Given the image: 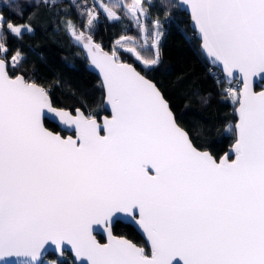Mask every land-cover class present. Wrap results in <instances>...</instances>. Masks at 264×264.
<instances>
[{"label":"snow or ice","instance_id":"obj_1","mask_svg":"<svg viewBox=\"0 0 264 264\" xmlns=\"http://www.w3.org/2000/svg\"><path fill=\"white\" fill-rule=\"evenodd\" d=\"M181 2L207 54L229 76H243L235 142L219 158L193 143L157 84L118 57L117 46L149 71L160 65L161 19L142 22L152 0H101L107 19L120 20L113 9H123L146 34L143 43L121 35L111 53L91 35L96 4L80 11L83 30L63 22L103 77L111 116L102 124L79 108L73 116L53 107L47 88L10 73L26 57L19 49L9 55L7 35L34 29L0 15V257L39 264L51 244L58 257L69 245L87 264H264V91L249 83L264 80V0ZM46 114L74 126L75 138L49 131ZM117 214L143 229L150 255L113 235ZM94 225L104 227L107 243L93 235Z\"/></svg>","mask_w":264,"mask_h":264},{"label":"trees","instance_id":"obj_2","mask_svg":"<svg viewBox=\"0 0 264 264\" xmlns=\"http://www.w3.org/2000/svg\"><path fill=\"white\" fill-rule=\"evenodd\" d=\"M86 0H56L54 6L44 5V0H0V13L15 25L29 23L34 31L24 32L21 38L7 35L9 55L19 49L26 57L20 67L9 69L10 73L23 74L25 78L44 86L54 106L73 111L81 109L100 116L103 108V89L98 77L87 70V60L81 48L65 30L64 21L71 19L83 30L87 16L80 11ZM131 2V0H126ZM161 2L165 7H161ZM109 6L115 0H105ZM147 4L148 2L145 1ZM79 4L81 8H76ZM151 15L144 18V24L152 27L151 21L161 19L164 35L160 40L161 62L153 70H147L135 56L116 48L121 61L133 64L143 75L161 89L177 122L189 132L193 143L201 150H208L217 158L235 142L234 124L238 96L228 95L226 83L215 68L202 56L200 41L190 28L188 15L182 11L176 0H152ZM99 19L91 30L94 42L111 53L115 41L121 35L139 36L140 29L135 20L123 15V9H113L121 19L109 20L96 7ZM165 10L170 13L164 18ZM45 126L57 131V126L47 120ZM113 234L123 236L134 243L149 248L138 232L129 224L116 221ZM103 242L101 235H96ZM45 258L52 264H76L68 251L62 257L49 252Z\"/></svg>","mask_w":264,"mask_h":264},{"label":"water","instance_id":"obj_3","mask_svg":"<svg viewBox=\"0 0 264 264\" xmlns=\"http://www.w3.org/2000/svg\"><path fill=\"white\" fill-rule=\"evenodd\" d=\"M180 9L182 11H184L188 17H189V20H190V28L191 30L194 32L195 34V37L200 41V45H199V49H200V52L202 54V56L204 57L205 61L212 67L214 68H217L221 74H222V78L223 80L225 81V83L227 84H231L233 83L234 81H239L240 82V89L238 90V93H237V96H239L240 94V90L244 87V83H243V76L242 74H240L238 72V70H233L234 72V75L233 76H229L223 69V65L222 63L220 62H217L213 57H210L207 52L202 48V40L200 38V34L198 32V30L196 29L195 27V24L194 22L192 21L191 19V12H190V8L187 4L185 3H182L181 0H176ZM76 42V41H75ZM96 43V42H95ZM76 44L81 48V50L83 51V54L87 60V64H86V68L87 70H89L90 72L94 73L99 81H100V84H101V87L103 89V108L104 110L109 114L108 116L107 115H101L99 117V119H97V122L102 124L103 123V120H104V117H110L111 116V107L110 105L107 104L106 102V90L103 86V77L99 71L98 68L95 67V65H93L91 63V59H90V55L88 53V50L85 49L83 47V45L81 43H78L76 42ZM106 52V51H105ZM109 53V52H108ZM124 63H129V62H125V61H122ZM131 64V63H129ZM133 65V64H132ZM133 67H135L133 65ZM136 68V67H135ZM137 69V68H136ZM138 70V69H137ZM139 71V70H138ZM142 74V73H141ZM250 86L252 87V89L254 91H264V80H261L259 78H255L253 80H250ZM259 88V89H256V88ZM51 100V99H50ZM53 105V104H52ZM53 107L55 108H59V107H56L53 105ZM239 107V103H238V100H237V106L234 110V114L236 116V121H235V124L238 122L239 120V114L236 112V109ZM66 111L70 112L71 115L75 116L76 115V109L73 110V111H70L68 109H65ZM81 110V109H80ZM82 111V110H81ZM83 112V111H82ZM47 120L49 122H52L54 123L60 130L62 131H66L68 133H74V136L68 134L66 137L68 136H72L73 138H75L76 136V133H75V128L74 126H67V125H64L63 123L59 122L58 119H54L50 114H46L45 116L42 117V121L44 123V121ZM235 124H234V128H235ZM44 126H45V123H44ZM46 127V126H45ZM47 128V127H46ZM49 131H52L51 129L47 128ZM52 132H55V131H52ZM58 133V132H57ZM60 134V133H59ZM236 134V133H235ZM61 135V134H60ZM62 136V135H61ZM64 137V136H63ZM231 148V147H230ZM230 148L228 149L227 152H230ZM230 156L232 159L235 158L234 154H231L230 153ZM116 221H119V222H122V223H125V224H129L131 225L135 230L136 232H138L140 234V236L142 237V239L144 240V242L146 243L147 247L149 248V255L151 254V243L150 241L148 240V237H147V234L143 231V229L141 227H139L136 223H134L127 215L125 214H117L115 217H114V221H113V224L116 222ZM93 235L96 237V235H101L104 239L103 242H100V243H107L108 242V234L107 232L105 231L104 227L103 226H96L94 225L93 226ZM115 235V234H113ZM117 236V235H116ZM126 238V237H125ZM97 239V237H96ZM127 239V238H126ZM98 240V239H97ZM129 240V239H128ZM134 243V242H133ZM136 244L138 247H142L144 248V246L142 245H139L137 243H134ZM145 249V248H144ZM64 251H68L70 254H71V257L73 259V261L76 263V264H87L86 261H83L81 260L80 258L76 257L75 255V252L74 250L71 248V246L69 245H65V248H64ZM49 252H53L56 256L57 255V251H56V248L54 245H51V244H48L45 246V250H44V254L42 256V259L40 260L39 264L42 263L43 259L45 258V256L49 253ZM26 259L25 257L23 256H20V257H17V256H10V257H0V264H25L26 262ZM29 264H31V262H29Z\"/></svg>","mask_w":264,"mask_h":264},{"label":"built area","instance_id":"obj_4","mask_svg":"<svg viewBox=\"0 0 264 264\" xmlns=\"http://www.w3.org/2000/svg\"><path fill=\"white\" fill-rule=\"evenodd\" d=\"M104 1L105 0H102L103 3H104ZM100 3H101V0H86L84 2V4H83V7L82 8H84V7H91L93 4H96L97 6H99ZM215 69H216V71H213V74H215L216 76H218V75H221L222 76L221 72L217 68H215ZM240 85L241 84H240L239 81H234L231 84H227L226 83V86H225L224 90L227 91V89L232 88V89L235 90L236 93H238V90L240 89ZM89 114L90 113H88L87 115H89Z\"/></svg>","mask_w":264,"mask_h":264},{"label":"rangeland","instance_id":"obj_5","mask_svg":"<svg viewBox=\"0 0 264 264\" xmlns=\"http://www.w3.org/2000/svg\"><path fill=\"white\" fill-rule=\"evenodd\" d=\"M148 2V0H145ZM127 2V1H126ZM100 5V4H99ZM99 7V6H98ZM99 10L103 12V9L99 7ZM97 11V10H96ZM104 13V12H103ZM105 14V13H104ZM1 15V13H0ZM142 22H144V18H142ZM22 25V24H19ZM154 30V29H153ZM145 33H141L139 34V36H132V37H137L138 40L140 41V43H143L144 37H145ZM126 36H130V35H126ZM117 48L124 50L123 48H120L119 46H117ZM134 55V54H133ZM142 64V63H141ZM41 264H52V260L51 259H47L44 258Z\"/></svg>","mask_w":264,"mask_h":264},{"label":"flooded vegetation","instance_id":"obj_6","mask_svg":"<svg viewBox=\"0 0 264 264\" xmlns=\"http://www.w3.org/2000/svg\"><path fill=\"white\" fill-rule=\"evenodd\" d=\"M256 89H259L258 87L256 88ZM91 115H93V114H91ZM101 115H109L106 111H105V113H103V114H101ZM100 115V116H101ZM94 116H96V118L97 119H99V117L100 116H97V115H94ZM58 128V127H57ZM55 132H58V133H60L62 136H67L68 134H70V135H72V136H74V133L72 132V133H68V132H66V131H62V130H60L59 128H58V130L57 131H55ZM101 134H103V132L101 133Z\"/></svg>","mask_w":264,"mask_h":264}]
</instances>
